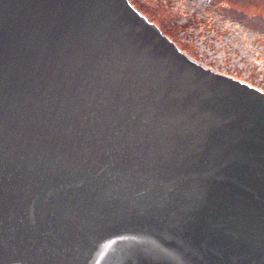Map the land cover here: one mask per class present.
<instances>
[{
	"label": "water",
	"instance_id": "95a60500",
	"mask_svg": "<svg viewBox=\"0 0 264 264\" xmlns=\"http://www.w3.org/2000/svg\"><path fill=\"white\" fill-rule=\"evenodd\" d=\"M0 264H264V91L129 0H0Z\"/></svg>",
	"mask_w": 264,
	"mask_h": 264
},
{
	"label": "rangeland",
	"instance_id": "374dc122",
	"mask_svg": "<svg viewBox=\"0 0 264 264\" xmlns=\"http://www.w3.org/2000/svg\"><path fill=\"white\" fill-rule=\"evenodd\" d=\"M148 1L170 7L198 62L264 91V0Z\"/></svg>",
	"mask_w": 264,
	"mask_h": 264
},
{
	"label": "trees",
	"instance_id": "16d2710c",
	"mask_svg": "<svg viewBox=\"0 0 264 264\" xmlns=\"http://www.w3.org/2000/svg\"><path fill=\"white\" fill-rule=\"evenodd\" d=\"M130 3L147 19L156 24L161 31L174 41L178 47L190 54L195 60H200L196 49L190 43H185L180 38L181 33H185V27L177 24V18L171 15L170 7L162 5L149 4V1L143 2V0H129ZM236 78H239L236 76Z\"/></svg>",
	"mask_w": 264,
	"mask_h": 264
}]
</instances>
